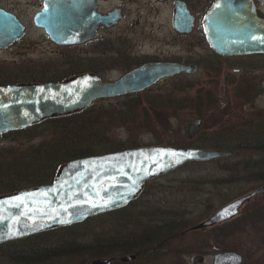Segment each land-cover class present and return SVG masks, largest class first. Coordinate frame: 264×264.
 <instances>
[{
  "label": "rangeland",
  "instance_id": "obj_1",
  "mask_svg": "<svg viewBox=\"0 0 264 264\" xmlns=\"http://www.w3.org/2000/svg\"><path fill=\"white\" fill-rule=\"evenodd\" d=\"M42 1L0 0L1 5L23 18L28 25L26 43L0 52L1 81L49 79L63 76V70L75 72L87 68L86 56L97 45H78L74 48L55 46L48 34L32 20ZM141 3L136 0L129 6L133 11ZM136 15L135 10L132 16ZM171 19L123 18L113 30L103 32L102 37L111 38L112 44L109 46L129 47L131 52L166 53L184 46L179 40L170 37ZM197 38L198 34L190 36L189 43L191 39ZM199 46L201 47L189 50H202L206 44ZM189 47H193V44ZM73 57L79 60L75 61ZM247 61L252 62V69H243L242 73L245 70L246 75L252 76V79L244 77V73L238 85H223L220 83L221 78L216 81L204 78L198 85L184 86L182 80L176 78L138 96L99 102L97 107L102 106L104 110L96 111L93 116H98L106 123V136L114 140L113 144L117 146L139 142L142 146L166 144L176 147L220 148L239 153L208 161H190L152 179L127 209L117 215L89 220L74 229L75 237L65 234L66 239L85 245L100 239L106 242L114 236L156 232V239L168 241L159 242L154 256L136 257L128 262L119 261L120 264H192L191 257L196 254L206 257L202 264H213V255L225 250L242 253L243 264H264V196L245 204L236 217L216 225L242 219V224L245 225L250 217L262 213L260 218L255 217L258 223L256 228L243 225L231 236L213 229L216 226L205 230H191L222 206L252 192L261 184L258 175L264 173V148L259 147L256 141L260 143L264 140V120L260 116V111H264V89H259L258 86L259 78L262 76L261 79H264V57L238 59L237 63ZM119 74L120 71L116 70L109 72L108 76L116 77ZM259 91L262 93L260 96ZM198 118L203 120L200 133L189 139L186 135L187 126ZM252 123H259L256 131L260 129L263 132L251 133ZM60 137L61 133L54 124L40 123L3 138L0 143V191L22 188L23 183L14 185L12 179L13 176L17 177L15 175L21 168V163L28 156L37 153V156H41L43 149H46L44 147L51 146ZM252 138L256 140L253 147L246 146ZM251 172L254 174L252 177ZM160 225L164 227L159 228ZM167 225L173 228L165 231L168 229ZM60 233L61 231L50 234L47 240L63 242L65 238ZM21 245L19 242L0 246V264H86L94 258L110 257L78 254L41 263L15 262L10 252ZM219 247L227 248L217 250ZM127 255L116 254L115 257Z\"/></svg>",
  "mask_w": 264,
  "mask_h": 264
},
{
  "label": "water",
  "instance_id": "obj_2",
  "mask_svg": "<svg viewBox=\"0 0 264 264\" xmlns=\"http://www.w3.org/2000/svg\"><path fill=\"white\" fill-rule=\"evenodd\" d=\"M217 3L221 8L215 7ZM44 5L35 17L36 24L44 27L57 44L82 43L97 35L100 21L118 19L98 18L90 24L91 18H85L88 13L86 0H45ZM244 15H256V11L242 0L215 3L205 19L207 37L213 49L224 55L264 53V43L249 39L252 35L264 36V18L240 17ZM25 34V27L17 15L0 9V46L9 45ZM182 70L188 71V68L180 64L149 63L114 82L84 73L60 82L1 86L0 142L7 131L25 129L47 118L81 111L100 98L143 91L161 78ZM201 125L200 118L190 122L187 137L197 136ZM161 151L166 154L158 158ZM238 153L220 148L156 144L70 160L60 166L51 183L0 194V243L70 226L124 208L141 195L146 182L151 179L190 161H208ZM157 159L159 166L153 162ZM133 179L136 190L129 195ZM27 193L32 195L26 196ZM259 194L260 190L253 191L222 206L192 229L205 230L236 217L241 208ZM14 197H21L24 202L16 201ZM108 201L113 202L104 206ZM60 220H71V223H60ZM136 257L130 254L118 258H94L86 264H112L116 259L128 262ZM205 258L196 254L191 257V263L202 264ZM243 261V254L235 250L213 255V264H243Z\"/></svg>",
  "mask_w": 264,
  "mask_h": 264
},
{
  "label": "flooded vegetation",
  "instance_id": "obj_3",
  "mask_svg": "<svg viewBox=\"0 0 264 264\" xmlns=\"http://www.w3.org/2000/svg\"><path fill=\"white\" fill-rule=\"evenodd\" d=\"M136 0H86V9L87 12L90 13L85 16V18H91V22L95 23L98 18H118L116 21H100L97 26V35L93 38H90L82 43L75 44H57L53 41L50 35L47 33L44 27L38 26L36 24V15L41 12L45 5V0L42 1L39 9L37 10L34 18V24L41 29L44 33L48 34L52 43L57 47H70L74 48L78 45H89L96 44L97 46L93 49L92 52L88 53L86 56L85 62H87L88 66L83 71L75 72H66L63 76H54L49 79L42 80H31L26 81L24 79H14L1 81V86H9V85H18L24 83H49V82H60L66 79L72 78L74 76L84 74V73H92L100 77L102 80L106 82H114L118 79L122 78L124 75L129 73L130 71L139 68L143 65L149 63H171V64H180L188 68V71L182 70L180 72L174 73L170 76H166L158 80L155 84L148 87L147 89L126 94L114 98H100L94 101L93 104H98L102 101H107L108 99L115 98H123V97H133L143 94L145 92H149L156 86L168 81L170 79H178L182 80V85H195L202 82V79L206 78L208 80L220 79V83L223 85H230L235 83L238 85L242 81V74L245 73V70L252 69V62H239L238 59H244L249 57H264V53H253L246 55H224L216 51L210 45V42L207 37L206 27H205V19L208 18L209 12L216 2L220 0H138L142 2L140 6L135 8L133 11L131 10V6L129 4L134 3ZM244 4L247 6H253L256 15H244L240 16L241 18H264V0H242ZM242 3V2H241ZM0 9H4L7 11H11L7 7L0 4ZM137 11L136 16H132L134 11ZM247 11V10H246ZM12 12V11H11ZM248 12V11H247ZM123 18H172L171 19V33L170 37L179 40L184 44L183 48L174 49L173 51H168L166 53L158 52V53H135L131 52L129 47L125 48V46L113 47L109 46L111 43L110 37H102V33L105 31H111L119 23L123 20ZM20 22L24 25L26 34L19 40L14 41L6 46H0V52H5L13 49L21 45L22 43H26V37L28 33V25L24 21L23 18H18ZM93 20V22H92ZM198 34L197 40L191 39V43L193 47H189L191 43H189V37ZM123 39V38H122ZM178 41V42H179ZM206 44V46L202 47V50H189V48H197L201 47L200 44ZM74 60L76 57H73ZM70 64V63H69ZM262 65V64H261ZM71 66V64H70ZM62 69V68H61ZM60 69V70H61ZM244 73H242V70ZM119 70L120 74L116 77H109V72ZM62 73V72H61ZM244 77L247 79H252V76L244 74ZM193 77V78H192ZM262 77V76H261ZM259 78L260 81L258 83L259 89H264V79ZM239 82V83H238ZM261 87V88H260ZM258 92L259 96L262 95ZM264 92V91H263ZM244 98V97H243ZM251 101V100H250ZM260 116H262V120H264V111H260ZM202 120V118H201ZM203 123V120H202ZM253 124L255 126H253ZM259 123L251 124V133L256 131L259 128ZM250 125V124H249ZM261 125V124H260ZM202 126V125H201ZM200 126V130H201ZM255 127V128H253ZM255 129V130H254ZM13 131H8L2 135V139L5 138L8 134ZM263 132V130L256 131ZM262 134V133H261ZM254 138L250 140L249 144L246 146L253 147ZM259 147L264 148V140L258 143ZM251 167L252 161L250 162ZM264 167V164H262ZM254 174L251 172L250 176L252 177ZM258 179L261 184L255 187L253 191L260 190V194L248 201L247 203H251L262 196H264V173L258 175ZM246 203V204H247ZM3 244V243H2ZM1 245V244H0ZM2 247V246H1ZM7 252L5 253V255Z\"/></svg>",
  "mask_w": 264,
  "mask_h": 264
},
{
  "label": "trees",
  "instance_id": "obj_4",
  "mask_svg": "<svg viewBox=\"0 0 264 264\" xmlns=\"http://www.w3.org/2000/svg\"><path fill=\"white\" fill-rule=\"evenodd\" d=\"M102 110H104L102 106L97 107V104H93L81 111L63 116L47 118L46 120L41 122L54 124L59 129L61 137L60 139L55 140L53 143H51V146L44 147L46 149H43V153L41 156H37V153L36 155L34 154L24 159L26 161H23L21 163V168L15 175L17 177H12L14 185L23 183L24 186L20 189H25L51 183L54 180L60 166L70 160L142 146L139 142L132 143L128 146H117L113 144L114 140L109 139L106 136L108 130L106 123L103 122V120L99 119L98 116H93L94 114H96V111ZM38 124H35L32 127H35ZM23 130L13 131L7 136L10 137L12 134L21 133ZM20 189H11L5 191L3 190L0 191V194L4 192H13ZM132 204L133 202L122 209L93 216L82 222L70 226L58 227L21 239L5 242L0 246L5 247L7 244L20 242L22 244L21 247L12 249L10 252V256L15 262L20 261L27 263H41L51 259L63 258L70 255L77 256L78 254H88L93 257L110 256L109 258H117L115 257L116 254H136L137 258L154 256L158 250L159 244L164 243L167 240L163 239V241L161 242V240L156 239V232H142L138 235L135 234L122 237L114 236L106 242L105 240L100 239L96 240L92 244L85 245L72 243L71 240L66 239L67 237L65 236V234L69 235L71 238L75 237L76 234L74 229L77 226L97 217L117 215ZM257 216L260 218V216H262V213H258L250 217L245 222V225L242 224L244 223L242 222L243 219L236 221L233 220L223 225L216 226V228L213 229L220 231L223 235H225V233H228V235L231 236L236 234L237 231L241 227H243V225H250V228L258 227V223H256L257 219H255V217L257 218ZM158 227L162 228L164 227V225H160ZM167 228L168 229H166L165 231H170L173 227L167 225ZM60 231V234L64 235L63 237L65 238L63 242H54V239L47 240V237L50 234ZM225 248L227 247H219L217 250H223ZM113 263L120 264V262L117 260H115V262L113 261Z\"/></svg>",
  "mask_w": 264,
  "mask_h": 264
},
{
  "label": "snow or ice",
  "instance_id": "obj_5",
  "mask_svg": "<svg viewBox=\"0 0 264 264\" xmlns=\"http://www.w3.org/2000/svg\"><path fill=\"white\" fill-rule=\"evenodd\" d=\"M216 8H221V4L220 3H217V5L215 6ZM47 10V9H45ZM250 40H253V41H256V42H259V43H264V36H256V35H252L249 37ZM27 115V114H26ZM166 153H164L163 151H161L160 153L157 154V157H162L163 155H165ZM169 155H173L175 156V153H170ZM154 163H158V159L157 160H154L153 161ZM158 166H159V163H158ZM167 166V165H165ZM130 179H132L131 177H129ZM135 183L136 181L133 179V183H132V186H130L129 188V195H131L132 193L135 192L136 188H135ZM26 196H30L32 195L31 193H27L25 194ZM14 200L16 201H20L21 203H23V199L21 197H14L13 198ZM113 201H108L104 206H107L108 203H111ZM19 206V205H17ZM93 206H96L95 204H93ZM36 211H39V209H36ZM66 211V209H65ZM60 223H71V220H60Z\"/></svg>",
  "mask_w": 264,
  "mask_h": 264
}]
</instances>
